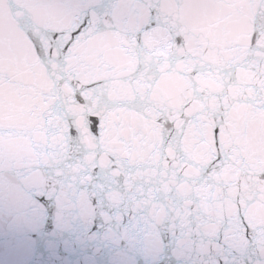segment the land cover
<instances>
[{
  "label": "snow or ice",
  "instance_id": "6c2138e0",
  "mask_svg": "<svg viewBox=\"0 0 264 264\" xmlns=\"http://www.w3.org/2000/svg\"><path fill=\"white\" fill-rule=\"evenodd\" d=\"M8 172L264 264V0H0Z\"/></svg>",
  "mask_w": 264,
  "mask_h": 264
},
{
  "label": "clouds",
  "instance_id": "9594fccd",
  "mask_svg": "<svg viewBox=\"0 0 264 264\" xmlns=\"http://www.w3.org/2000/svg\"><path fill=\"white\" fill-rule=\"evenodd\" d=\"M161 219V216H157V220Z\"/></svg>",
  "mask_w": 264,
  "mask_h": 264
}]
</instances>
